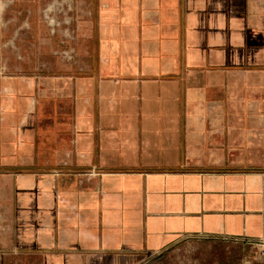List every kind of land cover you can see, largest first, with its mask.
Instances as JSON below:
<instances>
[{"label":"crops","instance_id":"1","mask_svg":"<svg viewBox=\"0 0 264 264\" xmlns=\"http://www.w3.org/2000/svg\"><path fill=\"white\" fill-rule=\"evenodd\" d=\"M185 235L264 237V0H0V264Z\"/></svg>","mask_w":264,"mask_h":264},{"label":"rangeland","instance_id":"2","mask_svg":"<svg viewBox=\"0 0 264 264\" xmlns=\"http://www.w3.org/2000/svg\"><path fill=\"white\" fill-rule=\"evenodd\" d=\"M141 264H264V237L226 240L185 235Z\"/></svg>","mask_w":264,"mask_h":264},{"label":"built area","instance_id":"3","mask_svg":"<svg viewBox=\"0 0 264 264\" xmlns=\"http://www.w3.org/2000/svg\"><path fill=\"white\" fill-rule=\"evenodd\" d=\"M47 15V14H46ZM48 19H49V16H47V21H48ZM63 55L65 56V57H68V58H71L72 57V54H71V52H67V51H63Z\"/></svg>","mask_w":264,"mask_h":264}]
</instances>
